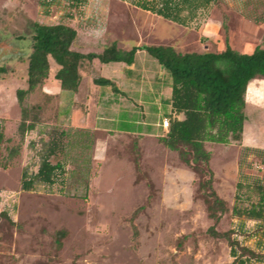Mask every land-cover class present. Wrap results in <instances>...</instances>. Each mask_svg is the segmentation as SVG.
Returning <instances> with one entry per match:
<instances>
[{
	"label": "rangeland",
	"instance_id": "obj_1",
	"mask_svg": "<svg viewBox=\"0 0 264 264\" xmlns=\"http://www.w3.org/2000/svg\"><path fill=\"white\" fill-rule=\"evenodd\" d=\"M135 9L123 0H88L78 8H72L69 0H56L50 15H45L39 0H0V66L8 69L0 74V120L5 132L0 151V212L10 218L0 217V264H231L229 238L207 232L213 219L198 189L200 176L176 152L157 146L156 136L110 139L104 131L69 129L77 138H68V153L60 155L66 160V187L60 189L58 182H36L31 190L20 187L23 169L37 170L41 146L60 128L55 124L60 98L47 95L40 86L24 104L43 107L46 127L23 135L17 130L20 106L15 90L27 86L30 21L71 24L80 32L75 45L85 52L98 51L108 39L133 38L134 32L149 29L154 36L145 38L146 43L174 45L180 52L218 51L225 46L221 19L226 15L231 47L239 51L264 47V0H220L205 19L199 17L187 27L144 10L133 13ZM97 62L101 69L90 68L88 60L80 69H90L94 76L100 70L111 72ZM57 69L50 57L45 81L50 88L56 87ZM248 96L257 98L245 108L246 133L264 145V96L254 95L253 90ZM96 137L103 140L97 155L92 150ZM205 146L211 151L213 187L229 208L237 182L244 192L241 204L256 200V194L244 190L252 184L264 185V151L256 153L235 142ZM261 226L253 220L240 221L229 210L214 227L262 257L248 264H264ZM59 231L64 235L58 239Z\"/></svg>",
	"mask_w": 264,
	"mask_h": 264
},
{
	"label": "trees",
	"instance_id": "obj_2",
	"mask_svg": "<svg viewBox=\"0 0 264 264\" xmlns=\"http://www.w3.org/2000/svg\"><path fill=\"white\" fill-rule=\"evenodd\" d=\"M56 0H39L45 15H50L51 6ZM88 0H69L72 8H78ZM131 6L161 16L182 26H189L199 17L205 19L208 11L220 0H123ZM67 15V14H66ZM72 17V16H69ZM228 17L222 16L221 28L224 30L225 46L218 51L180 52L172 45L139 44L123 49L112 41L100 52H81L72 49L77 30L69 23L59 21L47 24L30 21V52L27 59V77L25 88H17L15 96L20 106L18 132L23 135L46 126L43 107L33 104L26 106L25 99L43 85L50 72L51 57L58 65L54 78L59 81L61 90L75 92L81 80L80 68L84 60L98 59L101 63L134 62L138 50L146 51L169 74L171 95L168 99L171 110L166 118L169 126L158 135V141L177 157L193 173L200 176L198 189L206 203L208 216L213 224L207 229L212 236L229 238L231 264H248L251 259H262L248 246L238 240L230 239L228 232L215 230V224L221 216L231 210L234 217L261 223L264 236V185L260 183L246 186L244 191L256 194V200L243 202L241 183L237 182L235 200L229 208L227 201L220 197L213 187L214 174L210 167L211 151L206 143L227 145L231 142L241 144L245 121L246 90L254 78H264V47L255 46L251 52L239 51L229 44ZM8 72L6 66H0V74ZM94 83L113 84L107 78L95 77ZM117 90V88H113ZM181 115V117H179ZM41 126V128H39ZM162 126V125H161ZM164 128V127H163ZM4 124L0 120V151L5 140ZM76 137V135H74ZM69 130L56 128L49 140L43 143L38 153L39 163L35 172L25 167L21 174L20 187L31 190L34 183L54 185L60 189L66 186L67 167L62 157L68 153ZM77 138V137H76ZM135 145V144H134ZM262 153L261 148H247ZM139 164V150L136 149ZM4 168V167H2ZM205 177V178H203ZM8 217L5 211L0 217ZM8 219H10L8 217ZM11 221V220H10ZM243 228V223L240 224ZM260 228V226H259ZM64 231L57 232L59 239Z\"/></svg>",
	"mask_w": 264,
	"mask_h": 264
},
{
	"label": "crops",
	"instance_id": "obj_3",
	"mask_svg": "<svg viewBox=\"0 0 264 264\" xmlns=\"http://www.w3.org/2000/svg\"><path fill=\"white\" fill-rule=\"evenodd\" d=\"M140 10L136 8L133 13L134 11L138 13ZM74 28L77 30L76 27ZM208 34L210 33L208 32ZM152 36H154L153 29L152 31L149 29L147 32L142 31L141 33L134 32L133 38L124 40L108 39L103 42V46L116 41L118 47L130 49L133 45L150 44L144 42V40ZM78 38H80V32L77 30V37L71 46L72 49L87 53L75 45ZM132 40H135L133 45L125 44ZM174 47L177 48L176 46ZM100 48H98V51L92 52H100L103 47ZM97 61L99 60L96 58L88 61L90 68H97L99 65L98 67L101 69L103 66L98 64ZM103 64L108 66L107 69L111 71L110 73L106 71V73H102L100 70L99 72L97 71L98 75L94 76L89 73L90 69L86 72L80 69L81 80L75 92L61 90L57 79H54L55 88H50L47 85L45 82L47 78L44 80L42 85L44 87H42L43 92L49 96L57 94L60 98L56 110L55 124L62 129H70L73 133L75 130L104 131L110 139L118 135L132 136L134 138L156 136V145H163L158 141V135H160V131H165V128L161 126V120L171 110V105L168 101L171 95L169 74L160 66L157 60L149 57V54L144 50H138L135 53L134 62L130 65L124 62ZM95 77L107 78L112 82L116 81L115 88L117 90H114L111 84L96 85L93 81ZM250 90H253L254 95L264 96V78H254L249 82L245 96L246 105L248 103L254 105L257 98V96L252 98L250 96L249 98ZM118 122H122L124 126L117 127ZM102 142V139L94 138L92 150L95 155L98 152V145ZM241 145L249 148L264 149L263 144L257 143L252 137L247 135L245 126ZM95 155L92 156V159L96 158Z\"/></svg>",
	"mask_w": 264,
	"mask_h": 264
},
{
	"label": "built area",
	"instance_id": "obj_4",
	"mask_svg": "<svg viewBox=\"0 0 264 264\" xmlns=\"http://www.w3.org/2000/svg\"><path fill=\"white\" fill-rule=\"evenodd\" d=\"M161 125H162V127L167 128L169 126V120H168V118L164 117L162 119V121H161Z\"/></svg>",
	"mask_w": 264,
	"mask_h": 264
}]
</instances>
